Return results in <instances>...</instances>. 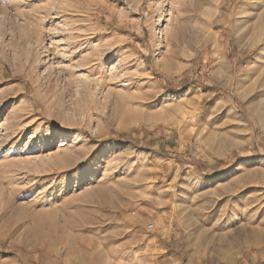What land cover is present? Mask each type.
Returning a JSON list of instances; mask_svg holds the SVG:
<instances>
[{"label": "rangeland", "instance_id": "374dc122", "mask_svg": "<svg viewBox=\"0 0 264 264\" xmlns=\"http://www.w3.org/2000/svg\"><path fill=\"white\" fill-rule=\"evenodd\" d=\"M0 264H264V0H0Z\"/></svg>", "mask_w": 264, "mask_h": 264}, {"label": "bare ground", "instance_id": "6f19581e", "mask_svg": "<svg viewBox=\"0 0 264 264\" xmlns=\"http://www.w3.org/2000/svg\"><path fill=\"white\" fill-rule=\"evenodd\" d=\"M260 104V103H259ZM263 105V104H262ZM263 107V106H262ZM65 136V135H64ZM63 136V137H64ZM66 138V137H65ZM66 154V153H65ZM58 155H60V154H58ZM57 155V157H59ZM62 156H63V154H62ZM56 156H54V158L52 159V160H54V162H53V167H56V168H59V166H60V168L61 167H64V163H63V161H64V159H59V158H57ZM50 158H52V156L50 157ZM42 160V159H41ZM63 160V161H62ZM66 160V159H65ZM43 162H46V161H44L43 160ZM41 163V162H40ZM43 164V163H42ZM45 165V164H44ZM50 166V165H49ZM67 166V165H66ZM51 167V166H50ZM52 167V168H53ZM36 169V168H35ZM50 168H48V170H49ZM54 169V168H53ZM36 171V170H35ZM108 191V189L105 187V186H101V187H95L94 189H93V192H98L99 194H105L106 192ZM97 200V199H96ZM98 201V200H97ZM64 226V225H63ZM59 228H60V226L58 227V230H59Z\"/></svg>", "mask_w": 264, "mask_h": 264}, {"label": "built area", "instance_id": "2783aa9c", "mask_svg": "<svg viewBox=\"0 0 264 264\" xmlns=\"http://www.w3.org/2000/svg\"><path fill=\"white\" fill-rule=\"evenodd\" d=\"M149 229H152V227H148Z\"/></svg>", "mask_w": 264, "mask_h": 264}]
</instances>
